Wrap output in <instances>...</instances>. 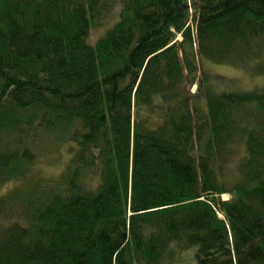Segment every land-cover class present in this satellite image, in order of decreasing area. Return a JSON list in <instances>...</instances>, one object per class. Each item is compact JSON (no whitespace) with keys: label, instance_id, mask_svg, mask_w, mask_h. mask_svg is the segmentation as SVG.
<instances>
[{"label":"trees","instance_id":"1","mask_svg":"<svg viewBox=\"0 0 264 264\" xmlns=\"http://www.w3.org/2000/svg\"><path fill=\"white\" fill-rule=\"evenodd\" d=\"M263 54L264 0H0V264H264V83L199 76Z\"/></svg>","mask_w":264,"mask_h":264},{"label":"rangeland","instance_id":"2","mask_svg":"<svg viewBox=\"0 0 264 264\" xmlns=\"http://www.w3.org/2000/svg\"><path fill=\"white\" fill-rule=\"evenodd\" d=\"M119 5L113 6L112 11L105 17H100L96 25L89 33V39L96 41L108 28L111 27L118 19ZM196 36V29L194 31ZM181 38V35H178ZM264 58V54H263ZM233 62V61H232ZM230 60L214 61L211 59L200 60L199 76H204L215 87L221 90H235V91H249L255 88L262 87L264 83V72H253L248 67L241 64V66L232 65ZM236 63V62H235ZM236 65H239L236 63ZM204 72V73H203ZM263 73V74H262ZM208 82V81H207ZM208 82L209 84H211ZM211 84V85H212ZM196 89V85L193 86ZM43 141L42 146L37 148L38 151V170L41 174L49 176L61 173H66L65 165L68 161V142H53ZM246 147L244 142H236L232 146V153L230 156L229 172L232 176H236V164L239 163L241 157L245 154ZM58 174V175H59ZM95 180V179H93ZM17 185L15 182L3 185L0 190H7L9 186ZM223 198H228V194H223ZM177 259L175 264H197L196 260V246L185 247L183 251H177Z\"/></svg>","mask_w":264,"mask_h":264}]
</instances>
